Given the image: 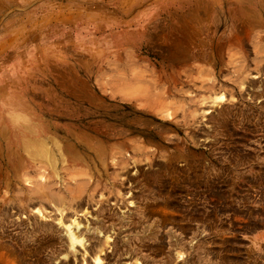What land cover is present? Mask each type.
<instances>
[{"label": "rangeland", "instance_id": "1", "mask_svg": "<svg viewBox=\"0 0 264 264\" xmlns=\"http://www.w3.org/2000/svg\"><path fill=\"white\" fill-rule=\"evenodd\" d=\"M219 92L223 101L202 102ZM138 96L153 110L141 111ZM114 109L128 135H119L121 148L145 131L151 159L129 163L121 183L94 197L108 194L110 211L133 222L143 207L158 236L174 233L183 246L169 264H264V0H0L5 136L38 127L98 137L113 130ZM150 172L152 189L143 179ZM5 181L0 172V264H92L82 250L65 259L35 251L37 216L17 189L28 183ZM96 206L87 205V220ZM117 231L110 237L119 242L140 234ZM101 256L102 264L136 262Z\"/></svg>", "mask_w": 264, "mask_h": 264}, {"label": "bare ground", "instance_id": "2", "mask_svg": "<svg viewBox=\"0 0 264 264\" xmlns=\"http://www.w3.org/2000/svg\"><path fill=\"white\" fill-rule=\"evenodd\" d=\"M236 78L235 83L243 82V77L237 76ZM133 88L131 87V89ZM156 93H152V95L156 96ZM118 94L120 95L118 97L121 98L127 96L126 91ZM166 98L164 91H161L159 101L162 110L163 106L166 108L168 106ZM208 98L212 103L215 100L221 102L224 99V94L222 92L211 93L207 98L201 100L205 102ZM136 100L140 103L144 102L140 96ZM143 105L146 108L141 111L147 114L152 106L147 103ZM170 109H165L168 116L170 112L173 113V110L168 111ZM204 111L208 112L209 110L204 109ZM193 114L191 111L190 116L193 117ZM111 121L113 130L110 133L101 132L99 135L97 134L98 137L85 132L77 134L55 132V136H52L38 127L22 128L18 130V134L12 136H5V133L0 131V135L3 136L0 137V143L3 142L0 144V172L6 178V185L10 184L13 176L14 178L20 176L28 183L17 189L26 194L25 204L30 205L31 211L37 216V218L34 217L35 221L31 225L32 232H34L32 246L35 251L46 252L47 255L50 253L56 258L61 256L65 259L70 254L73 257L76 251L82 250L83 253L90 256L92 264H102L101 254L107 260L124 254L128 258L136 260L133 264H143L139 262V258L149 264H169L172 262L171 255L175 254L173 257L177 258L181 256V245L183 246L181 240H177V238L171 241L170 238L174 233L168 232L158 236L154 227L151 228L148 224H144L147 216L143 207L136 211L138 219L133 222L128 218V215L114 214L110 211L105 204L108 202V194L101 197L100 193V196L94 197V192H97L99 188H105L106 192L110 193L113 190L112 185L115 179L118 178V183H121L120 177L123 174L120 173L127 172L126 167L129 163L137 166L141 161L151 159V152L144 150L145 148L143 149L140 143V137L146 134L145 131L143 135L137 134L139 140L131 141L129 148L123 150L119 145L122 143L119 142L118 137L120 134L128 135L125 129L122 130L123 122L116 109H114ZM124 127L127 128V126ZM101 138L112 139V141L105 144L101 142ZM107 165L112 168L111 171L107 170ZM155 177L157 176L151 172L150 178L143 176L144 180H149L151 189L155 187ZM103 179L105 180L102 183ZM6 188H10V186ZM144 195L147 196L146 193ZM144 195L135 194V198L144 200ZM115 198H117L116 195ZM148 198L155 199L154 197ZM11 200L12 197L7 201ZM91 203L97 204L93 208L94 220H87L86 214L90 212L87 210V205ZM47 207L50 209L47 210ZM79 212L83 214L84 221L79 218ZM124 225H128L129 229L125 227L122 230L121 227ZM116 227L119 229L116 233L122 232V236L127 235V232L130 231L140 234H135L133 241L126 238L119 242L118 238L110 237V230H114ZM111 243V248H108ZM155 245L159 247L155 248ZM174 249L176 250L174 251ZM155 254L160 255L158 259H155Z\"/></svg>", "mask_w": 264, "mask_h": 264}]
</instances>
